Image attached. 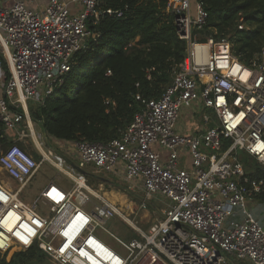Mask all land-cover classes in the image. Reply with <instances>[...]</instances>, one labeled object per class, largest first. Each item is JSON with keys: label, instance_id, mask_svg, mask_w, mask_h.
<instances>
[{"label": "built area", "instance_id": "2783aa9c", "mask_svg": "<svg viewBox=\"0 0 264 264\" xmlns=\"http://www.w3.org/2000/svg\"><path fill=\"white\" fill-rule=\"evenodd\" d=\"M99 3L49 0L35 9L13 0L0 6L1 257L11 264L15 253L35 247L53 264H264V224L255 213L264 177H253L241 157L246 153L264 169V47L247 65L227 38L199 39L209 18L203 0H169L167 11L188 42L185 60L160 98L137 95L142 107L120 137L107 143L54 139L53 145L34 125L29 103H42L64 82L75 54L95 37L89 21L124 14ZM184 108L187 115L202 111L192 132L180 129ZM64 143L73 145L77 161L58 147ZM46 163L73 187L51 181L38 201H28L25 193ZM79 169L101 175L122 169L125 181L165 199L161 218L145 231L95 193ZM115 216L138 235L129 242L114 236L105 224ZM100 230L122 249L101 240Z\"/></svg>", "mask_w": 264, "mask_h": 264}, {"label": "trees", "instance_id": "16d2710c", "mask_svg": "<svg viewBox=\"0 0 264 264\" xmlns=\"http://www.w3.org/2000/svg\"><path fill=\"white\" fill-rule=\"evenodd\" d=\"M209 12L201 33L227 38L232 52L247 65L264 47V0H203ZM169 0H100L104 13L88 27L95 37L74 56L71 70L54 93L32 110L48 136L59 142L86 139L107 143L131 124L143 98H160L184 62L188 42L180 38ZM248 27H241V23ZM110 99L114 103L108 104ZM31 114V113H30ZM228 142V141H227ZM20 145L33 151L31 145ZM247 163V158H242ZM264 177V169L250 172ZM264 202V193L257 196ZM46 255L35 247L15 253L11 264H35ZM0 264H8L0 255Z\"/></svg>", "mask_w": 264, "mask_h": 264}, {"label": "rangeland", "instance_id": "374dc122", "mask_svg": "<svg viewBox=\"0 0 264 264\" xmlns=\"http://www.w3.org/2000/svg\"><path fill=\"white\" fill-rule=\"evenodd\" d=\"M3 1L0 0V6L2 5ZM194 3V2H193ZM241 27H248L244 22L241 23ZM207 36V33H199L198 38L202 39L203 37ZM40 104L38 101L29 103V111L32 115V110H35ZM188 112L189 109H188ZM202 111L198 113L200 115ZM201 116V115H200ZM33 123L37 129H43L40 122H37L34 117H32ZM51 143L53 145H58V143L50 138ZM27 145H31L33 151L29 148L27 151L31 152L35 156H39L37 151L30 142H26ZM59 147V146H58ZM247 158L246 166L249 171L253 172L256 170L257 163L252 158L249 157L246 153L243 152L241 157ZM55 181L64 185L65 187L72 188L73 182L62 172H60L56 167L53 165L46 163L39 172L35 175L34 179L32 180L31 184L28 187L29 193H25V198L28 201H38L37 196L39 195V191L49 182ZM98 184L97 181L92 179L89 180V183L93 185V183ZM114 182L115 189H120L124 195L127 196V199L130 204H128L126 197L123 198L125 205H123V209L128 213L127 216L130 219H133V222L140 226L142 229L147 231L154 222H156L159 218H161L164 208L167 206V202L165 199L159 196H151L148 197L144 190L139 187L137 184H133L130 182L125 181L123 178L118 177L115 179ZM94 186V185H93ZM95 188L98 185L94 186ZM110 188L107 185L104 188ZM116 194V193H115ZM121 196V195H120ZM123 197V196H122ZM98 201V199H96ZM129 211L131 213H129ZM105 227L117 238L129 242L131 239L137 236V231L126 221L122 218L115 216L112 219L108 220L105 224ZM111 233L106 232L104 230L98 231V237L103 240L106 244L110 245L112 248L122 249L120 242L116 239ZM47 257V256H46ZM35 264H53L50 259L46 258L44 261H36Z\"/></svg>", "mask_w": 264, "mask_h": 264}, {"label": "crops", "instance_id": "0c3cea01", "mask_svg": "<svg viewBox=\"0 0 264 264\" xmlns=\"http://www.w3.org/2000/svg\"><path fill=\"white\" fill-rule=\"evenodd\" d=\"M2 1H3L2 4H4V5L10 4L13 2V0H2ZM23 1L31 8L43 9L47 6L49 0H23ZM184 112L186 115L184 114ZM187 113H188V109L184 108L183 109L184 121L182 120L181 125H180V129L183 131L192 132L193 129L200 126V123H201L200 115L198 113L193 114L192 112L187 115ZM213 122L214 123L216 122L215 117H214ZM59 147L62 150L64 149V152L68 156L69 160H71V161H77L78 160L73 145H70L68 143H64V145L61 144V146H59ZM92 170L93 169H88V172L92 173L93 172ZM93 174H95V173L93 172ZM95 175L104 177V178L109 180L108 182H105L102 180H98V179L88 177L89 180L92 179V180L98 182V184H95V182L93 183L94 186L98 185L97 188L101 187L102 186L101 184H103L102 189L98 190V189L94 188L96 193L99 194L100 196L108 199L114 205L118 206V208L122 211V213L127 216L126 213H128V211L126 212L123 209V205H125V203H126V202H124L123 198L126 197V199H127V196L124 195L120 189H115V186H113L114 182H112V181H115V179H117L118 177L124 179L125 178L124 171L122 169H119L117 173L102 174V175L101 174H95ZM106 185L110 188H106V187L104 188V186H106ZM94 202H96V199H94ZM127 202H128V204H130L128 199H127ZM89 207H90V205L87 206V208H89ZM129 213H131V212L129 211ZM255 213L257 214L260 221L264 224V202H261L260 204L257 205V207L255 208ZM127 217H129V216H127ZM130 221L133 222L132 220H130Z\"/></svg>", "mask_w": 264, "mask_h": 264}, {"label": "water", "instance_id": "95a60500", "mask_svg": "<svg viewBox=\"0 0 264 264\" xmlns=\"http://www.w3.org/2000/svg\"><path fill=\"white\" fill-rule=\"evenodd\" d=\"M44 136H45V139L46 141L48 142V133L46 130H44ZM81 170V169H79ZM83 173H85L88 177L90 178H94V179H98V180H102V181H105V182H108L109 180L104 178V177H101V176H96L95 174L91 173V172H88V171H85V170H81Z\"/></svg>", "mask_w": 264, "mask_h": 264}, {"label": "bare ground", "instance_id": "6f19581e", "mask_svg": "<svg viewBox=\"0 0 264 264\" xmlns=\"http://www.w3.org/2000/svg\"><path fill=\"white\" fill-rule=\"evenodd\" d=\"M92 188V190L96 193V191H95V189H94V186H92L91 187ZM111 202V201H110ZM126 216V215H125ZM127 217V216H126ZM129 220H132L133 221V219H130V217H127Z\"/></svg>", "mask_w": 264, "mask_h": 264}]
</instances>
